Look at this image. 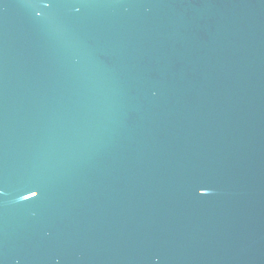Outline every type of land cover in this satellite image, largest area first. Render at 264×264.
Instances as JSON below:
<instances>
[{
	"label": "water",
	"instance_id": "95a60500",
	"mask_svg": "<svg viewBox=\"0 0 264 264\" xmlns=\"http://www.w3.org/2000/svg\"><path fill=\"white\" fill-rule=\"evenodd\" d=\"M0 264H264V0H0Z\"/></svg>",
	"mask_w": 264,
	"mask_h": 264
},
{
	"label": "snow or ice",
	"instance_id": "6c2138e0",
	"mask_svg": "<svg viewBox=\"0 0 264 264\" xmlns=\"http://www.w3.org/2000/svg\"><path fill=\"white\" fill-rule=\"evenodd\" d=\"M47 6V5H46ZM33 195H35V193H33Z\"/></svg>",
	"mask_w": 264,
	"mask_h": 264
}]
</instances>
